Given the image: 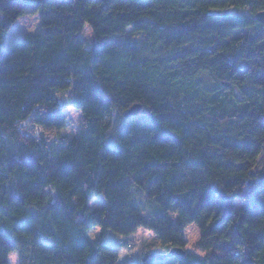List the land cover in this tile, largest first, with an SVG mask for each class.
<instances>
[{"label": "trees", "instance_id": "16d2710c", "mask_svg": "<svg viewBox=\"0 0 264 264\" xmlns=\"http://www.w3.org/2000/svg\"><path fill=\"white\" fill-rule=\"evenodd\" d=\"M262 10L264 0H0V264L11 252L19 264H162L87 231L143 227L167 252L193 223L205 256L176 264H264ZM36 13L42 31L5 45ZM128 28L144 38L101 41ZM70 88L64 102L53 94ZM66 105L80 110L81 135L46 134L65 126ZM134 187L162 212L145 218Z\"/></svg>", "mask_w": 264, "mask_h": 264}, {"label": "rangeland", "instance_id": "374dc122", "mask_svg": "<svg viewBox=\"0 0 264 264\" xmlns=\"http://www.w3.org/2000/svg\"><path fill=\"white\" fill-rule=\"evenodd\" d=\"M42 31L39 23V14H28L26 16H21L17 19L15 24L6 32L4 38V44H12L18 41L24 35H36ZM87 33V34H86ZM82 42L86 48L91 47L95 44V39L92 31L90 30L88 24L84 25L82 34L80 35ZM144 38L143 33L134 32L131 28L126 29L124 33L111 34L103 37L102 42L107 40L112 41H129V40H140ZM54 96H56L60 101L64 102L70 94H72V88L66 89L65 91L54 90ZM66 114V124L63 128L53 132H46L49 135H55L58 138L71 139L73 137H78L81 135V129L83 126L82 116L80 110H75L71 105H66L64 108ZM111 140V139H110ZM133 197L135 204L140 208L142 215L145 218H151L153 216L159 215L162 212V208L156 204V202L147 196L145 193L141 192L137 187L133 188ZM241 201V197L237 198L234 202L237 207ZM104 199L97 197L88 203L90 210L99 208L103 205ZM186 245L184 250L196 252L200 257H204L205 253L201 250L196 249V243L199 238V230L195 223L189 224L185 227ZM89 239L93 243H102L110 246H115L128 242V246L132 253L140 254L141 256L149 255L150 253H165L166 246L162 240L159 239L150 229L139 227L137 232L129 235L123 236L118 233H114L110 230H101L99 226H93V228L87 231ZM49 243L51 239L40 237L36 242ZM162 264H176L174 258L163 259ZM8 264H19V259L15 252H11L8 255Z\"/></svg>", "mask_w": 264, "mask_h": 264}, {"label": "water", "instance_id": "95a60500", "mask_svg": "<svg viewBox=\"0 0 264 264\" xmlns=\"http://www.w3.org/2000/svg\"><path fill=\"white\" fill-rule=\"evenodd\" d=\"M255 20L259 23V24H263L264 25V10L256 12L255 14ZM225 85H227V83H225ZM141 110V106L138 104H133L130 109H128L123 115L126 116H133L135 114H137L139 111ZM249 184V183H248ZM186 250L178 248V247H172L170 249L167 250V252L165 253H150L149 255L143 256L142 260H146V259H154L157 261H162L163 259L166 258H173V257H179V256H183Z\"/></svg>", "mask_w": 264, "mask_h": 264}, {"label": "snow or ice", "instance_id": "6c2138e0", "mask_svg": "<svg viewBox=\"0 0 264 264\" xmlns=\"http://www.w3.org/2000/svg\"><path fill=\"white\" fill-rule=\"evenodd\" d=\"M87 34V33H86Z\"/></svg>", "mask_w": 264, "mask_h": 264}]
</instances>
